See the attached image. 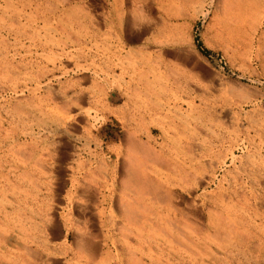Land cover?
I'll return each mask as SVG.
<instances>
[{
    "label": "rangeland",
    "instance_id": "1",
    "mask_svg": "<svg viewBox=\"0 0 264 264\" xmlns=\"http://www.w3.org/2000/svg\"><path fill=\"white\" fill-rule=\"evenodd\" d=\"M121 1L124 17L140 22L130 29L116 23L109 33L111 0H0V262L135 264L136 226L120 209V199L131 195L124 181L134 162L155 169L181 210L153 214L163 204L145 199L152 214H143L142 224L153 218V239L143 238L139 249L154 259L143 263L264 264V231L247 219L256 211V223L264 221L259 43L251 45L254 25L222 23L241 5L249 17L258 6L264 14V0H147L141 14L131 0ZM19 11L33 18L24 30L15 22ZM32 28L54 42L47 58L35 54L46 45ZM5 29L15 32L6 39ZM120 43L130 53L117 55L113 73L104 51L118 52ZM36 61L49 62L48 69L33 72ZM59 121L65 125L57 127ZM39 128L49 133L24 135ZM229 224L237 233L228 238ZM78 234L97 236L95 259L77 248Z\"/></svg>",
    "mask_w": 264,
    "mask_h": 264
},
{
    "label": "bare ground",
    "instance_id": "2",
    "mask_svg": "<svg viewBox=\"0 0 264 264\" xmlns=\"http://www.w3.org/2000/svg\"><path fill=\"white\" fill-rule=\"evenodd\" d=\"M159 1V0H158ZM166 1V0H165ZM249 1V0H248ZM129 2V1H128ZM149 2V1H148ZM161 2V1H160ZM163 2V1H162ZM170 2V1H169ZM213 2V1H212ZM250 2V1H249ZM256 2H257V0H256ZM259 2V1H258ZM111 4H109V7H108V15L111 17H109V18H106V24H107V28L109 29V33H110V30L112 29V28H114L115 29V26H116V23L117 24H119V25H121L122 26V24L125 22L126 23V25H127V27L130 29V27H132V26H136V25H138V23L140 22V18L138 19V18H134V19H128V18H126V17H124V12H123V9H124V5L122 6V1L121 0H111V2H110ZM164 3V2H163ZM167 4V3H166ZM146 5H147V0H131V9L133 10V12H134V14H137V13H139V14H141V13H143L144 12V9H145V7H146ZM260 5V4H259ZM264 5V4H263ZM166 6V5H165ZM170 5H168V7H169ZM210 6V5H209ZM208 6V7H209ZM167 7V6H166ZM259 7V9H256L255 10V13H253L252 14V16L251 17H249L248 16V14H247V12H245L244 11V7H242V5L240 6V8H239V11L237 12V13H230L231 15L229 16V13H228V17L226 16V19L225 18H223V20L224 21H222V23L224 24V26L225 27H227V28H244V29H249V28H251V26L252 25H254L253 26V29H255L256 28V32L257 33H255L254 32V37L252 38V40H251V45L252 44H255V43H259L257 46H256V49H257V53H256V58L262 63V67H260L261 68V70H262V72H264V56H263V54H264V45H263V47H262V44H263V40H264V30H261V28H262V23H263V20H264V14H259L260 13V11L262 10V6H258ZM164 8V7H163ZM257 8V7H256ZM162 9V8H161ZM2 10V9H1ZM113 11H114V18H112V14H113ZM166 11V10H165ZM204 11H206V10H204ZM250 11V10H249ZM27 12V11H26ZM146 12V11H145ZM182 12V11H181ZM180 12V13H181ZM184 12V11H183ZM202 12H203V10H202ZM262 12H264V11H262ZM217 13V12H216ZM133 14V15H134ZM186 14V13H185ZM185 14H183V15H185ZM205 14V13H204ZM255 16H257V17H255ZM179 17V16H178ZM162 18V17H161ZM167 18H169V17H167ZM8 20V19H7ZM10 20V19H9ZM32 20H33V18H32V16L31 15H29V14H27V13H25V12H21V11H19L18 13H17V15H16V19H15V22H16V24L20 27V29H26L27 27H29V24L30 25H32L30 22H32ZM147 20H149L148 18L147 19H145L144 21H145V23L147 22ZM222 20V19H221ZM143 21V22H144ZM164 21H166V20H164ZM162 22V21H161ZM167 22V21H166ZM144 23V24H145ZM168 23V22H167ZM166 23V24H167ZM170 24H171V22H169ZM42 24H43V22H42ZM163 24L165 25V23L163 22ZM162 24V25H163ZM169 24V25H170ZM250 25V26H249ZM140 26V25H139ZM142 26V25H141ZM165 26H167V25H165ZM164 26V29H166V27ZM47 27V26H46ZM119 27V26H118ZM240 29V30H241ZM252 29V28H251ZM250 29V30H251ZM262 29H264V28H262ZM6 31H3L2 32V34L1 35H3V37H6V39L8 38V36H11V34L13 33V31L14 30H12V29H10V30H8V29H5ZM224 30H227L226 28L224 29ZM243 30V29H242ZM249 30V31H250ZM31 31H32V34H31V36L33 37V38H35V37H37L38 38V42L39 43H41L42 41L41 40H45V43H42V45H46V46H38L37 48H36V50H35V54H37V55H39V56H41L42 58H45L47 55H48V53H45L47 50H46V48H49V47H47V46H49L50 44H54V42H52V41H49L47 38H48V36H44V35H41V33L38 31V29L37 28H32L31 29ZM56 31V30H55ZM165 31V30H164ZM170 31V30H169ZM244 31H246V30H244ZM262 32V33H259V32ZM5 32V33H4ZM15 32V31H14ZM251 32H252V30H251ZM173 33V32H172ZM243 33V32H242ZM241 33V34H242ZM244 34H246V33H243V37H245L244 36ZM17 36H21L22 35V33L21 32H17V34H16ZM23 35H28V34H26V33H23ZM251 36H252V34H250ZM260 35V36H259ZM256 36V37H255ZM84 37H85V35H84ZM242 37V36H241ZM257 37H259V38H257ZM109 38V37H108ZM57 39V38H56ZM243 39V38H242ZM174 40V39H173ZM248 41H250L249 40V38L247 39ZM105 41V40H104ZM168 41V40H167ZM175 41H177V40H175ZM245 41V40H244ZM87 42V41H86ZM179 42V41H178ZM171 43V42H170ZM167 44V43H166ZM116 45V44H115ZM256 45V44H255ZM54 46V45H53ZM60 46V45H59ZM118 46H120V47H118L119 48V50H118V52L117 51H114L113 53H110L109 52V49L107 50L106 48V52L104 51V54H105V60H106V64H107V68H108V70L110 71V72H113L114 73V71H112L113 70V68L115 67V66H112V67H110L109 68V65L110 64H117V63H119L120 64V61L121 60H119L118 62H113L114 61V59L117 57V55L119 54H121V52H125V48H124V46L122 45V43H120V44H118ZM251 47V46H250ZM249 47V48H250ZM252 48V47H251ZM40 51H42L41 53H40ZM52 51V50H51ZM255 51V50H254ZM126 53V55H125V57L126 56H129V53H127V52H125ZM10 54V51H5V52H3L2 53V55L5 57V58H7V60H10L8 57L10 56L9 55ZM81 54V53H80ZM18 55H21V52H17V53H14L12 56H11V58L12 59H14V58H16V56H18ZM118 55V56H119ZM124 54H122V55H120L119 57H121L122 59H123V56ZM50 56V55H49ZM67 56H69V55H67ZM40 57V58H41ZM47 58V57H46ZM49 58V57H48ZM53 59H55V56L54 57H52ZM118 58V57H117ZM116 58V59H117ZM59 59V58H58ZM22 61H24L25 60V56H23L22 57V59H21ZM46 60H48V59H46ZM54 61V60H53ZM58 61V60H57ZM47 62V61H46ZM36 63H38V64H36V65H34V67L36 66V69H34L33 70V72H35V73H37V72H40L42 69H48V65H49V62H47V64L45 63V65H43V63H42V61L40 62V61H36ZM258 63V62H257ZM53 66V65H52ZM53 68H55L54 66H53ZM120 68H121V66H120ZM134 68V67H133ZM57 69V68H56ZM49 70H51V69H49ZM48 70V71H49ZM43 71H45V70H43ZM133 74H135V72L134 71H131ZM254 72H256L255 70H254ZM53 74V73H52ZM49 75V74H48ZM47 76V75H46ZM48 77V76H47ZM143 78V77H142ZM47 79V78H46ZM150 80V79H149ZM35 81V80H34ZM47 81V80H46ZM37 84V83H36ZM31 86V85H30ZM15 87V86H14ZM28 87V86H27ZM33 87V86H32ZM19 88V87H18ZM22 88H24V87H22ZM16 89V88H15ZM28 89V88H27ZM37 89V88H36ZM17 90V89H16ZM16 90H14V91H16ZM23 90H25V89H23ZM29 90V89H28ZM32 90V89H31ZM42 90V89H41ZM33 92V91H32ZM34 95V94H33ZM36 96H38L37 95V93H36ZM36 96H34V97H36ZM189 96V95H188ZM191 96V95H190ZM74 98V97H73ZM195 98V97H194ZM36 99V98H35ZM76 100V99H75ZM184 101V100H183ZM188 101V100H187ZM197 103V102H196ZM185 104V103H184ZM187 105V104H186ZM191 105V104H190ZM196 105V104H195ZM194 105V107H196ZM193 107V106H192ZM191 107V108H192ZM190 108V107H189ZM190 108V109H191ZM137 110V109H136ZM217 110V109H216ZM135 111V110H134ZM190 111H192V110H190ZM133 112V111H132ZM139 114V113H138ZM141 114V113H140ZM186 114H187V112H186ZM96 115V114H95ZM136 115V114H135ZM184 115V114H183ZM139 116V115H138ZM211 116V115H210ZM93 117V116H92ZM134 117V116H133ZM180 117V116H179ZM140 118V117H139ZM176 118V117H175ZM122 121V120H121ZM61 122V123H60ZM175 123V122H174ZM176 124V123H175ZM60 125H65L64 123H63V121H59L58 123L56 122V126L57 127H59ZM192 127V126H191ZM34 128V127H33ZM67 128V127H66ZM52 129V128H51ZM176 129V128H175ZM197 129H199V128H197ZM58 130H59V128H58ZM187 130H189V129H187ZM49 133V130L47 129V128H42V130H40V128H39V130L38 131H35V129L33 130H31V132H30V130L29 131H25L24 132V135L26 134L27 136H29V137H33V138H39L40 137V133ZM64 132H65V130H64ZM188 132V131H187ZM199 132V131H198ZM69 133V132H68ZM59 134V133H58ZM42 135V134H41ZM69 135V134H68ZM135 135H136V133H135ZM26 136V137H27ZM57 136V135H56ZM60 136V135H59ZM62 136V135H61ZM184 136V135H183ZM69 137V136H68ZM152 137V136H151ZM150 137V138H151ZM189 138V137H188ZM187 138V139H188ZM135 139V138H134ZM149 139V138H148ZM136 140V139H135ZM151 140V139H150ZM152 140H153V137H152ZM189 140H191V139H189ZM138 141H139V139H138ZM132 142V141H131ZM137 142V141H136ZM152 142H154V141H152ZM141 143V142H140ZM185 143V142H184ZM192 143V142H191ZM134 144V143H133ZM142 144V143H141ZM199 144V143H198ZM202 144V143H201ZM140 145V144H139ZM162 145V144H161ZM179 145V144H178ZM188 145H189V143H188ZM191 146H193V145H191ZM191 146H189V149L190 150H193V149H191L190 147ZM196 146V145H195ZM148 147V146H147ZM242 147V146H241ZM142 148V147H141ZM144 148V147H143ZM166 148H168V146L166 147ZM188 148V147H187ZM204 148V147H203ZM207 148V147H206ZM135 149H136V147H135ZM138 149V148H137ZM186 149V148H185ZM188 149V150H189ZM153 150V149H152ZM151 150V151H152ZM99 151V150H98ZM147 151H150V150H147ZM232 151V150H231ZM193 152H194V150H193ZM198 152V151H197ZM227 152V151H226ZM233 153V152H232ZM144 154H145V152H144ZM149 154V153H148ZM153 154V159L152 160H155L156 159V157H155V155H156V151H155V153L153 152L152 153ZM188 154V153H187ZM194 154V153H193ZM193 154H192V156H193ZM227 154H229L228 152H227ZM158 155V154H157ZM191 155V154H190ZM195 155H196V153H195ZM213 155V154H212ZM150 156H151V154H150ZM202 156V155H201ZM225 156H226V154H225ZM224 156V157H225ZM232 156H234V155H232ZM149 157V156H148ZM159 157V156H158ZM173 157V156H172ZM196 157V156H195ZM204 157V156H203ZM145 158H147V157H145ZM144 158V159H145ZM160 158H162V157H160ZM232 158V157H231ZM230 158V159H231ZM159 159V158H158ZM227 159V158H226ZM233 159H234V157H233ZM134 159L133 158H130V161H133ZM162 160H163V158H162ZM151 161V160H150ZM149 161V162H150ZM137 162V161H136ZM153 162V161H152ZM174 162V161H173ZM224 162V161H223ZM140 163V162H139ZM151 163V162H150ZM205 163V162H204ZM207 163V162H206ZM129 169H126L127 170V173H126V180L124 181V184H126L127 186H128V188H127V192H128V194H131V195H126V197H123L122 199H120V209H121V213L123 214V216L125 215L126 216V219L127 220H129L130 222L132 221L133 222V224H135V228L134 229H136L135 230V236H134V240H136L137 241V243H138V246L136 247L137 248V251L135 252H132L131 253V255H133L132 257H133V260H132V262L133 261H135L134 263L135 264H145V263H143V261H144V257L145 256H148L149 257V260L152 262L153 261V256L151 255V254H147V253H145L141 248L139 249V247H140V245H141V241L143 240V238L145 239V237L147 238V240L148 239H153L152 237H153V234L151 233L153 230H154V224H153V218L151 219H147L146 220V218H145V220L147 221V223L146 224H142V215L143 214H145V213H148V214H152V211H151V209L150 208H148V207H146L145 205H144V201H145V199L148 201V202H152L151 204H153V203H157V204H163L162 206H159L158 208H156L155 209V211L153 210V214H156V213H158L159 215H161L162 216V214H168V215H174V212L176 211L177 213L178 212H180L181 210L179 209V208H176V206L175 205H173L172 204V193H171V191H168V189L166 190V188H165V186H166V181H165V183L164 182H162L161 180H160V178L158 179L157 178V176L155 175V169H153V170H150V169H148L149 167L148 166H146L145 164H138V165H136V163H134V162H129ZM156 165H157V163H155ZM154 164V165H155ZM212 164H213V159L210 157V163H209V166H212ZM177 165H178V163H177ZM227 165V164H226ZM162 166V165H161ZM174 166V165H173ZM172 166V167H173ZM202 167H204V166H202ZM127 168V167H126ZM175 168H178V167H175ZM194 168V167H193ZM185 169L187 170L188 169V167H186L185 166ZM194 169H196V168H194ZM198 170V169H197ZM170 171H171V169H170ZM173 171V170H172ZM188 171V170H187ZM193 171V170H192ZM196 173H198L197 171H195ZM177 175V174H176ZM180 175V174H179ZM217 175V174H216ZM200 176V175H199ZM216 177V176H215ZM173 178V177H172ZM124 179H125V177H124ZM181 180V179H180ZM198 180V179H197ZM217 182V181H216ZM80 184V183H79ZM194 184V183H193ZM11 185V184H10ZM77 186V185H76ZM80 187V186H79ZM218 187V186H217ZM82 188H83V186H82ZM190 188V187H189ZM77 190V189H76ZM82 190V189H81ZM83 191V190H82ZM81 191V192H82ZM90 191V190H89ZM202 191V190H201ZM100 192V191H99ZM95 193V192H94ZM101 193V192H100ZM79 194V193H78ZM85 194V193H84ZM204 194V193H203ZM111 195V194H110ZM179 195V194H178ZM94 196V195H93ZM45 197V196H44ZM82 198V197H81ZM84 199V198H83ZM43 200V199H42ZM102 200V199H101ZM115 201V200H114ZM179 202V201H178ZM7 203V202H6ZM87 203V202H86ZM115 204V203H114ZM118 204V203H117ZM179 205V204H178ZM98 206V205H97ZM134 206H135V213L133 212V210H134ZM226 208V207H225ZM197 209V208H196ZM86 210V209H85ZM194 210V209H193ZM226 210V209H225ZM104 211V210H103ZM195 211V210H194ZM233 211V210H232ZM239 212V211H238ZM113 214V213H112ZM148 214H146L147 215V218L149 217V215ZM195 214V213H194ZM232 214V213H231ZM256 214H257V212L255 211L254 212V214H252V215H250V216H247V219H249V220H252V218H256V220L254 219V222H255V224H254V229L255 230H257V231H260L261 233L264 231V221L261 223V225L259 224V223H256V221H257V216H256ZM101 215V214H100ZM226 215V214H225ZM235 216L236 215H238V213L237 214H234ZM104 216V215H103ZM102 216V217H103ZM264 216V215H263ZM217 217H219V216H217ZM225 217V216H224ZM237 217V216H236ZM227 219H228V217H226ZM232 218V217H231ZM235 218V217H234ZM233 218V219H234ZM90 219V218H89ZM125 219V220H126ZM218 219V218H217ZM236 219V218H235ZM234 219V220H235ZM239 219H241V218H239ZM232 220V219H231ZM236 220H238V219H236ZM242 220V219H241ZM103 219H102V223H103ZM112 221V220H111ZM243 221V220H242ZM114 222V221H113ZM126 222V221H125ZM169 222V221H168ZM173 222V221H172ZM231 222V221H230ZM115 223V222H114ZM120 223V222H119ZM227 223V222H226ZM232 223V222H231ZM235 223V222H234ZM248 223H250V222H248ZM95 224V223H94ZM93 224V225H94ZM123 225V224H122ZM125 225H126V223H125ZM129 225H130V223H129ZM169 225V224H168ZM174 225V224H173ZM230 225H231V230L228 232V233H230V234H228V238L230 237V236H232V234H234L235 232H236V228H234V227H232V225L233 226H235L234 224H229V225H227V227H230ZM111 226H113L112 224H111ZM128 226V225H127ZM133 226V225H132ZM170 226V225H169ZM218 226V225H217ZM243 226V225H242ZM245 226V225H244ZM114 227V226H113ZM129 227V226H128ZM179 227V226H178ZM166 228H168V227H166ZM175 228H177V227H175ZM238 228H240V227H238ZM53 229V228H52ZM125 229V228H124ZM158 229V228H157ZM162 230V229H161ZM195 230V229H194ZM87 231V230H86ZM86 231H84L85 233H86ZM94 231H96V230H94ZM250 230H248V232H249ZM33 232V231H32ZM122 232V231H121ZM132 232V231H131ZM160 232V231H159ZM163 232V231H162ZM161 232V233H162ZM172 232V231H171ZM173 233V232H172ZM184 233V232H183ZM237 233V232H236ZM254 233V232H253ZM168 234V233H167ZM186 234H188V232H186ZM89 235V234H88ZM163 235H165V234H163ZM184 235V234H183ZM251 235V234H250ZM3 236V235H2ZM130 236V235H129ZM162 236V235H161ZM166 236V235H165ZM174 236V235H173ZM185 236V235H184ZM5 237V236H4ZM91 237V238H90ZM90 237H88V236H85L84 234H78L77 236H76V246H77V248L80 250H82L83 251V253L89 258V259H95L98 255H99V244L98 243H96V242H92V237H97L96 235H94L93 234V236H90ZM113 237V236H112ZM130 237H132V236H130ZM248 237H250L249 235H248ZM252 237V236H251ZM227 237H226V235H225V238L223 239V237H222V240L224 241V240H227L228 239ZM231 238H233V237H231ZM6 239V238H5ZM110 239V237H107V240H109ZM163 239V238H162ZM181 239V238H180ZM173 241V240H172ZM111 242H112V239H111ZM144 242V241H143ZM257 242V241H256ZM163 243H164V241H163ZM106 246H108V244H109V242H105L104 243ZM104 245V247L106 248V246ZM180 245V244H179ZM143 246V245H142ZM114 247V246H113ZM115 248V247H114ZM29 249V248H28ZM133 249V248H132ZM168 249H169V247H168ZM260 249V248H259ZM110 250V249H109ZM131 250V249H130ZM171 250V249H170ZM179 250V249H178ZM261 250V249H260ZM173 251V250H172ZM101 252V251H100ZM4 253V252H3ZM139 253L141 254L139 257H138V255H139ZM172 253V252H171ZM178 253V252H177ZM1 254V253H0ZM36 254V253H35ZM47 256V255H46ZM181 256V255H180ZM255 256V255H254ZM1 257V256H0ZM108 257V256H107ZM131 257V258H132ZM113 257H111V259H112ZM183 258V257H182ZM103 259V258H102ZM97 260H99V259H97ZM123 260V259H122ZM121 260V261H122ZM130 260V259H129ZM156 260V259H155ZM167 260H169V259H167ZM6 261V260H5ZM5 261L4 262H0L1 264H6L5 263ZM100 261V260H99ZM111 261V260H110ZM157 261V260H156ZM163 261V260H162ZM184 261V260H183ZM226 261V260H225ZM93 262V261H92ZM94 262H95V260H94ZM112 262V261H111ZM114 262V261H113ZM120 262V261H119ZM123 262V261H122ZM163 262H165V261H163ZM228 262V261H227ZM9 263V262H8ZM87 263L89 264V262L87 261ZM104 263V262H103ZM128 263V262H127ZM162 263V262H161ZM91 264V263H90ZM95 264V263H94ZM112 264V263H111ZM121 264V263H120ZM132 264V263H131Z\"/></svg>",
    "mask_w": 264,
    "mask_h": 264
}]
</instances>
